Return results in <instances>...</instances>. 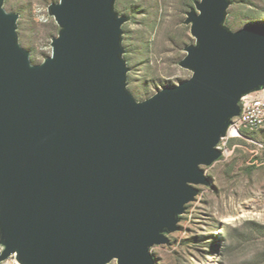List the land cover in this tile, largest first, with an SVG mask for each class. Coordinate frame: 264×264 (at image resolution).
<instances>
[{
    "label": "water",
    "instance_id": "water-1",
    "mask_svg": "<svg viewBox=\"0 0 264 264\" xmlns=\"http://www.w3.org/2000/svg\"><path fill=\"white\" fill-rule=\"evenodd\" d=\"M115 2L52 5L61 30L34 65L0 0V262L156 264L241 98L264 89V27L232 31L229 0H199L192 76L138 102Z\"/></svg>",
    "mask_w": 264,
    "mask_h": 264
},
{
    "label": "rangeland",
    "instance_id": "rangeland-1",
    "mask_svg": "<svg viewBox=\"0 0 264 264\" xmlns=\"http://www.w3.org/2000/svg\"><path fill=\"white\" fill-rule=\"evenodd\" d=\"M59 1L4 0V9L18 15V40L34 65L52 54L61 28L50 7ZM229 1L230 30L264 27V0ZM189 5L190 0H116V13L128 19L122 26L123 58L128 90L138 102L192 76L180 66L186 47L196 44L186 24L195 9ZM244 134L225 146L229 157L203 167L209 185L197 186L199 194L186 206L177 231L152 248L156 264H264V127ZM3 250L0 242V255ZM0 264L20 262L13 255Z\"/></svg>",
    "mask_w": 264,
    "mask_h": 264
},
{
    "label": "built area",
    "instance_id": "built-area-1",
    "mask_svg": "<svg viewBox=\"0 0 264 264\" xmlns=\"http://www.w3.org/2000/svg\"><path fill=\"white\" fill-rule=\"evenodd\" d=\"M240 115L233 118L226 134L221 138L217 148L222 157L230 154L225 146L230 139L246 138V131H257L264 127V89L255 91L242 97L240 100Z\"/></svg>",
    "mask_w": 264,
    "mask_h": 264
},
{
    "label": "trees",
    "instance_id": "trees-1",
    "mask_svg": "<svg viewBox=\"0 0 264 264\" xmlns=\"http://www.w3.org/2000/svg\"><path fill=\"white\" fill-rule=\"evenodd\" d=\"M197 1H198V0H190V5H189V7L193 8V7L196 5ZM192 10H193V9H192Z\"/></svg>",
    "mask_w": 264,
    "mask_h": 264
}]
</instances>
